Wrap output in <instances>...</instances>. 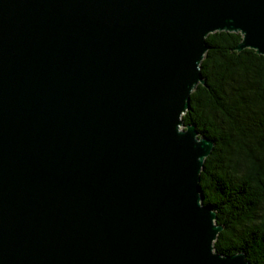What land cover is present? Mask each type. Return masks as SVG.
I'll return each instance as SVG.
<instances>
[{
    "label": "water",
    "instance_id": "95a60500",
    "mask_svg": "<svg viewBox=\"0 0 264 264\" xmlns=\"http://www.w3.org/2000/svg\"><path fill=\"white\" fill-rule=\"evenodd\" d=\"M222 31L264 60V0H0V264H251L181 119Z\"/></svg>",
    "mask_w": 264,
    "mask_h": 264
},
{
    "label": "trees",
    "instance_id": "16d2710c",
    "mask_svg": "<svg viewBox=\"0 0 264 264\" xmlns=\"http://www.w3.org/2000/svg\"><path fill=\"white\" fill-rule=\"evenodd\" d=\"M240 40L233 32L206 36L205 84L181 119L213 141L199 173L202 203L222 227L213 250L264 264V60L252 49L233 51Z\"/></svg>",
    "mask_w": 264,
    "mask_h": 264
}]
</instances>
